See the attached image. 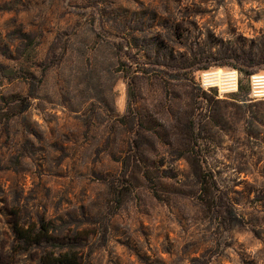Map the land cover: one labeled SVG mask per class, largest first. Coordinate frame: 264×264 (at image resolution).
I'll return each mask as SVG.
<instances>
[{
  "label": "rangeland",
  "instance_id": "1",
  "mask_svg": "<svg viewBox=\"0 0 264 264\" xmlns=\"http://www.w3.org/2000/svg\"><path fill=\"white\" fill-rule=\"evenodd\" d=\"M254 75L264 0H0V264H264ZM128 106L192 114L205 190L158 146L159 182L119 205Z\"/></svg>",
  "mask_w": 264,
  "mask_h": 264
},
{
  "label": "trees",
  "instance_id": "2",
  "mask_svg": "<svg viewBox=\"0 0 264 264\" xmlns=\"http://www.w3.org/2000/svg\"><path fill=\"white\" fill-rule=\"evenodd\" d=\"M133 83H136V81L132 76L128 84L132 86ZM241 87L242 85L239 84V88ZM170 106L171 103H168L166 108L168 112L172 111ZM27 107L28 104L26 103L18 108L17 112H22ZM128 107L126 112L118 120L120 126L131 133V137L126 138L125 142L122 139L123 143L127 145V153L125 152L121 157H117V160L122 166V177L124 178L118 182L114 193L123 194L125 197L119 205L126 202V196H129L131 190L137 185L140 179L147 186H150L151 189H153L152 186L154 184L159 182L160 175H156L158 172L154 169H160L163 160L149 156V152L158 146L170 147L177 157L184 159L191 174L199 184L198 189L205 190L212 177H208L197 150L195 153V147L198 146V133L192 114L187 113L184 117H178V115L173 116L176 119L171 123L161 117H158V119L151 117L145 108L143 112H139V110L131 112L130 106ZM156 195L158 196L157 193ZM208 196L209 202L213 204L215 199L214 193L210 192ZM23 234L24 232H20V235ZM55 259L64 264H75L76 261L73 256L68 254L59 255Z\"/></svg>",
  "mask_w": 264,
  "mask_h": 264
},
{
  "label": "built area",
  "instance_id": "3",
  "mask_svg": "<svg viewBox=\"0 0 264 264\" xmlns=\"http://www.w3.org/2000/svg\"><path fill=\"white\" fill-rule=\"evenodd\" d=\"M251 95L258 99H264V75L252 76Z\"/></svg>",
  "mask_w": 264,
  "mask_h": 264
},
{
  "label": "bare ground",
  "instance_id": "4",
  "mask_svg": "<svg viewBox=\"0 0 264 264\" xmlns=\"http://www.w3.org/2000/svg\"><path fill=\"white\" fill-rule=\"evenodd\" d=\"M224 74V77L227 78L226 80H228V84L230 86V89L229 90H234L235 89V75H233V73L231 72H227V73H222V71H217V72H211V73H203V76L204 78L207 80V81H210L211 82V76L213 75L215 78L217 76L221 77L223 76ZM210 85H214L213 83H209Z\"/></svg>",
  "mask_w": 264,
  "mask_h": 264
}]
</instances>
